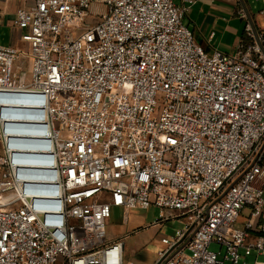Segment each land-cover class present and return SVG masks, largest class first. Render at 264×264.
Wrapping results in <instances>:
<instances>
[{
    "label": "built area",
    "instance_id": "1",
    "mask_svg": "<svg viewBox=\"0 0 264 264\" xmlns=\"http://www.w3.org/2000/svg\"><path fill=\"white\" fill-rule=\"evenodd\" d=\"M194 1L16 10L29 51L0 44V264H135L108 221L152 205L153 226L184 223L153 264H264V10L237 0L240 44L208 55L183 23Z\"/></svg>",
    "mask_w": 264,
    "mask_h": 264
},
{
    "label": "rangeland",
    "instance_id": "2",
    "mask_svg": "<svg viewBox=\"0 0 264 264\" xmlns=\"http://www.w3.org/2000/svg\"><path fill=\"white\" fill-rule=\"evenodd\" d=\"M237 1V0H236ZM247 10L250 15H256L259 11L264 10V0H244ZM237 15L233 18L222 20V16L216 13H211L215 17V22L219 23L218 29L212 27L217 35L216 41L220 37L236 35L244 29V23L240 20L238 10ZM233 10V8H231ZM95 18L88 22H94ZM184 24L190 26L191 31L197 39L202 34L190 24L191 17H184ZM214 26V25H213ZM1 151V149H0ZM160 219V209L155 206H150L147 209L134 208L131 209L128 216L124 217L122 208H112L111 218L108 221L107 233L110 238H123L125 243V257L127 261H132L135 264H153L157 258L158 252L164 247L161 242V237L173 238L177 230L184 227L183 220L171 219L160 226H152ZM246 222L244 216H240L235 222V228H243ZM210 250L220 251V245L212 243ZM226 250L222 248L220 257H225ZM264 259V254L260 260ZM253 257L246 258V261L252 263ZM225 264H231L226 261Z\"/></svg>",
    "mask_w": 264,
    "mask_h": 264
},
{
    "label": "crops",
    "instance_id": "3",
    "mask_svg": "<svg viewBox=\"0 0 264 264\" xmlns=\"http://www.w3.org/2000/svg\"><path fill=\"white\" fill-rule=\"evenodd\" d=\"M175 2L178 4H183L184 0H175ZM31 3L32 0H0L1 45L12 46L18 50L29 51V44L22 39V36L25 34L26 30L16 26L14 24V18L15 12L18 8L29 6ZM186 7L187 10L184 17L186 15L191 17L190 24L202 34V36H199L197 39L195 38L194 34L193 37L197 43L203 46L205 52L208 55H212L216 50L228 54L234 53L242 40L244 29L236 35V38L229 35L223 38L220 37L216 41L217 35L212 27L218 29L220 24L215 22V17H213L211 13L221 15L222 20L224 21H226L227 18H233L235 15H237L238 3L236 0H195L192 4L187 3ZM231 8H233V10ZM240 20L243 23L245 22L241 18ZM185 26L191 30L190 26ZM192 33H194L193 30ZM19 61L22 62V59H19ZM25 65L29 66L30 60L27 59L25 61ZM260 257L261 255L259 258Z\"/></svg>",
    "mask_w": 264,
    "mask_h": 264
}]
</instances>
